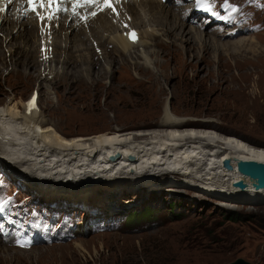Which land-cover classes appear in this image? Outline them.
I'll list each match as a JSON object with an SVG mask.
<instances>
[{
  "label": "rangeland",
  "instance_id": "374dc122",
  "mask_svg": "<svg viewBox=\"0 0 264 264\" xmlns=\"http://www.w3.org/2000/svg\"><path fill=\"white\" fill-rule=\"evenodd\" d=\"M216 1L219 6L222 0ZM229 1L236 6L239 14L237 17H241L240 23L235 25V28H242V30L234 32L232 36L220 37L219 35L222 33L220 32L215 36L208 37L207 33H213L212 29L216 30L217 26H211L212 24L206 26L202 20L194 23L183 16L184 27L182 29L184 33L188 32L190 27L198 28L203 32L201 42L193 34L186 33L185 37H191L188 43L176 40L174 45H168L169 39L172 40L173 37L163 38L161 35H156L152 37L151 41L147 40V44L140 46L144 45L145 48L142 47L139 50L134 48V50H138L136 51L138 54L148 57L149 66H152L150 71H153L152 76H154H151L152 81L155 82L158 93L154 95L148 90L142 91L135 98L138 101V106L130 109L123 105V98H119L123 97L120 95L123 92L118 85L132 82L134 80L132 76H141L140 78L148 81L146 69L141 66L144 59L137 57L141 60L136 58V67L133 66L134 63L131 64L135 59L129 61L131 64L130 75L132 76H128L124 71L125 68L117 70L118 64L111 62L116 57L115 54L108 52V57H105L100 47L91 48L92 46L95 48L97 38L94 37L96 38L94 40L89 35V40H86L84 42L86 44L83 46L89 48L91 53L96 55V59L88 60L89 68L86 70L90 69L94 73L100 71V85L108 86L112 83L113 89L111 86H102L101 89L83 92L79 95L83 100L81 104L72 106L63 104V107L69 110L68 114H64L60 119L54 116L51 118L52 121L58 122L60 130L67 132L70 137L77 135L91 137L97 133H112L118 129L120 131L117 132H122L120 137L122 141L130 142L137 139L136 141L141 142L147 138L156 140L157 135H163L165 129L156 128L155 122L163 118L174 119L177 115H174V112L181 116L184 115L186 120L188 118L213 120L220 117L218 122L223 127L236 131L235 133L233 131V135L246 138L253 146H264V0ZM162 3H165V9L175 3V10L181 4L192 5L190 0L183 2L166 0ZM124 13L128 15V11ZM243 14L244 16H241ZM114 21L115 23H110V26L116 25L120 31V24L116 20ZM86 24L84 23L85 26ZM198 25H202L201 28ZM99 26L98 24L100 30ZM230 27L229 25L224 29L227 31ZM55 28L57 29V26ZM146 28L151 29L149 26ZM82 29H87V27L81 26ZM53 31L52 29L46 30L43 35L41 34L42 36L38 32V35L36 34L38 40L34 36H30L27 43H22L24 46L27 44L26 50L22 52L23 55L16 63L11 57L8 42L11 40L17 57V51L20 48L18 43H21L25 37L18 38L13 32L8 36V41H4L5 31L0 32V104L8 101L13 95L17 99L27 100L29 94L31 95V92L36 90L33 85L34 76L44 67L43 73L48 71V62L45 66L42 61L40 66L37 61L34 62L35 56L39 54L37 46L40 41L44 43L47 41L51 44L49 48L53 47L54 49L56 33H52ZM69 34H71L69 35L71 44L68 43L66 58L62 60L60 53L55 54V51L51 53L54 55V60L50 65L52 71L58 69L60 71L62 66L73 69L79 68L81 65L78 55L80 50L78 51L74 47L78 43V39L81 38L80 31L72 30ZM15 36L16 39L13 38ZM107 36L109 37V33L103 32L102 37L108 38ZM192 38L196 39L193 41ZM57 41L64 47L63 38L58 37ZM162 41H164L163 45H161ZM164 45L167 46V51L175 47L180 50V47L184 46L188 52L180 50L181 54L175 57L163 55ZM111 48H113V44H109L107 50L111 51ZM79 49L83 48L80 46ZM197 52L199 53L197 54ZM201 56L205 59L201 60ZM185 61L193 66H185ZM109 65L116 68L114 73L111 72L110 78L107 73ZM13 67L20 68V70L27 68V71L32 73V78L26 80L25 77L18 76ZM90 74L91 76L88 78L94 77L92 73ZM91 80L86 79L85 81L93 84V80ZM51 81L54 84H51ZM61 81L65 85L71 79L56 77L45 80L44 87L37 91L39 96L37 104L50 109L56 108L55 92L61 91L62 87L57 88L55 82L61 83ZM197 83H201L203 87L198 89ZM47 89H49L48 92ZM86 95L88 96L86 97ZM45 114L48 117L46 111ZM13 121L7 117L0 118L1 129L3 130L1 125L9 124L10 127H15L13 128L14 133H17L16 129L23 130L16 121ZM138 124L141 125L137 126ZM193 131L197 132L196 129ZM16 135V137L12 136L15 145H19L22 150L30 154L35 145L34 141L32 143L33 139L28 135L27 141H23L17 139L18 133ZM136 144L134 143V145ZM76 151V153L72 152L73 155L78 153L76 156H81L80 152ZM133 155L135 156V154ZM53 156L49 155L45 160L42 156L38 157L39 160H42L41 162H45L44 165L52 168L54 173H59L61 178L67 176L69 170L75 169L73 162L76 160L71 162L66 156L65 158L58 155ZM93 157H97V155ZM118 158L119 156L112 162H118ZM64 160L68 166L64 164ZM97 162L100 161L92 160L94 169L97 168ZM107 162L101 161L100 164L103 163V165H100L99 168L104 166V168L111 169V165H108ZM135 163L132 160L130 163L126 162L129 164L128 169L132 177L136 174L132 169L140 170L141 168L138 162L140 167L135 168ZM122 164L127 166L125 163ZM154 166L156 167V165ZM56 167L58 171H56ZM71 167L73 169H70ZM156 168L159 170V166ZM156 168L147 171L151 175L157 171ZM119 169L121 168H117V170ZM65 171V174L62 173ZM111 172L107 169L106 171H91L87 173L89 176L82 173V176L81 174L79 176H81L80 180L83 184L97 182L96 184L102 186V182L99 183L102 177L97 179V173L98 176H104V173ZM171 176V179L162 180L158 187L140 191H132L133 188H131V191L126 192L118 202L120 207L125 206L123 209H116L112 212L113 215L100 216L94 208L87 210L80 203L72 204L66 198L56 201L39 198L28 187L27 183H30L28 180L23 182L15 177L14 171L0 167L2 200H11L15 208L27 213V219H33L39 225H37L38 230H42L40 234L43 235L39 237L40 235L37 233L35 239L38 241L31 245L14 242L13 238H0V264H155L162 261L157 259L161 258L162 249L169 252L167 264H225L238 257H242L251 264H264V200H254L253 202V200L248 201L245 198L230 199L207 195L185 186L180 175ZM48 178L51 182L58 179L51 176ZM143 179H151V177L147 176ZM66 180L74 181L70 177ZM136 196L138 197L136 198ZM4 243L6 244L4 245ZM18 248L24 251H18Z\"/></svg>",
  "mask_w": 264,
  "mask_h": 264
},
{
  "label": "bare ground",
  "instance_id": "6f19581e",
  "mask_svg": "<svg viewBox=\"0 0 264 264\" xmlns=\"http://www.w3.org/2000/svg\"><path fill=\"white\" fill-rule=\"evenodd\" d=\"M180 1L183 2L186 0ZM211 3L213 5V18L209 19L207 23H209V21H213L217 23L216 26L218 28L216 30L212 29L213 33H207L208 37H212V35L215 36L220 32H222L219 35L220 37L232 36L234 35V32L242 30V28H235V25H238L240 23L241 17H237L239 15L238 11H231L232 7L236 8V6L232 2H230L229 0H222L219 6L216 0H211ZM174 4L175 3H173L172 6L168 9H165V3H162L161 0H119V3H117L118 16L106 9L102 12H98L95 18L91 17L87 19L84 22L87 23L86 26L79 19V17H73L70 15V13L66 12L58 13L56 17L50 21L49 25L45 29V31L50 29H52L53 31L54 29L52 33H56V35L54 36V49L53 47L49 48V45L51 44L47 41H45V43L43 42V46L46 48L44 49V51L46 50V53L50 52V57L47 61L48 71L46 73H43L45 67L43 68V70H39L38 73H36V75L34 76L33 85L34 89H36L35 91L37 92L40 88L44 87L45 80H47L48 78H69L71 79V81L67 84L64 83L65 85L62 84V81L61 83L55 82V86L57 88L62 87L61 91L57 90L55 92L57 103L56 108L50 109L46 106L41 107L37 104V107L29 109L25 99H17L14 95L11 96L5 103L0 104V118H11L16 121L23 129H16L18 133L17 139L27 141V136L29 135L28 137H31L33 139L32 143L33 141L35 142V145L33 146V148L31 147L32 150L29 154V152H25V150H22L19 145L16 146L13 142L12 136H17V133H14L15 130H13V128L15 127H10L9 124L1 125L3 130L0 127V132L4 133L5 135H2V139L0 141V167L14 171L15 177L22 180L23 182L25 180H28L30 182L27 183L29 184L28 187L36 195H38L39 198L43 197V199H46L47 201H56L66 198V200L68 199L72 204L80 203L87 210L94 208L97 212H99L100 216L113 215L112 212L116 209H123L125 206L120 207V204L118 202L120 201L122 196L126 194V192L128 193V191H131V188H133L132 191H140L142 189L148 190L149 188L158 187L159 183H161L162 180H168L170 177H172L171 175L175 174L180 175L181 181L184 182L185 186L192 187L193 189H196L197 191L199 190L207 195L209 194L213 196H221L223 198L230 199L245 198L248 201L253 200V202L254 200H264V189H254L248 177L240 174L236 169L237 159H254L257 161H264V146H253V144L247 141L246 138L240 137L238 135H233V131L234 133L236 131L227 127H223L221 123L218 122V119L220 117H216V119L213 120L189 118L186 120L184 118V115L181 116V114L174 112V115L177 114L174 119L163 118L155 122L156 128L159 127L165 129L163 135H157L156 137L154 136L156 140H153V138H147V140L145 139L141 142L136 141L137 139L130 142L122 141V138H120L122 136V132H117L120 131L118 129L112 133L102 132L94 134L91 137L80 135L70 137L67 132L60 130V124L58 122H54L51 119L54 116L60 119L63 118L64 114H68L69 110H66L63 107V104L66 106L81 104L83 100L79 95L83 92H87L88 90H97L98 88L101 89L102 86H111V89H113V84H110V82V85L108 86L100 85V71L94 73L91 72L90 69L86 70L87 68H89L88 60L96 59V55H94V53H91L89 48L83 46L84 44H86L84 42L86 40H89V35H91L93 38H97H94V40H97L95 48L94 46H92L91 48L96 49L97 47H100L102 54L105 57H108V52H112L113 54H115L116 57L113 58L111 62L118 64L117 70L125 68L124 71L128 76H132L130 75V67L133 63V66L136 67V58L141 57L144 59V61L141 63V66L143 69H146V74H148V81L140 78L141 76H132V79H134L132 82L118 85L119 88L122 89L121 92L124 93H121L120 95H122L123 97L119 98H123L122 103L125 107H128L130 109L131 107L138 106V101L135 98L138 97L144 90H148L154 95L157 94L158 89L155 87V82L152 81V77L154 76H152L153 71H150V67L152 66H149L150 62L148 61V57L136 52L139 50V48H145L144 45L142 47L140 46L142 44H147V40L151 41L152 37L156 35H161L163 38H166L168 36L173 37L172 40L169 39L168 45H174L176 40H180L181 43H188L191 37H185L186 33H191L196 36L199 42H201V38H203V32H201V30H199L198 28L190 27L188 29V32L186 33H184L182 29L184 27V22L182 20L183 16L187 18H193L195 15L193 4L191 6H189L188 3L181 4V6L177 8V10H175ZM20 7L21 4L14 0L12 4L8 5L5 8L4 12L0 13V32L5 31L4 41H8V36L12 35L13 32L18 38L25 37V39L21 43H18L20 48L17 51V57L15 56L16 49H14L11 45V40L8 42V45L10 47L9 51L11 57L14 59V63L20 60V56L23 55L22 52L26 50L25 47L27 46V44L26 46H24L22 43H27V40L28 38H30V36H34V38L38 40L37 35L39 28L37 20L33 18V16L29 13L25 16L22 12L17 11V9ZM80 11L81 14H86L87 11L91 10L89 9ZM126 11H128V15H126L127 13H124ZM104 15H106L107 17H105ZM241 16H244V14ZM114 20H116L120 24V31L116 25L110 26L112 22L115 23ZM199 20H202L203 22L206 21L205 18H202L195 19V22H198ZM124 22L128 23L132 28L136 27L135 29L137 31L139 30L138 39L135 42H130L126 38V35H123L121 26ZM227 23H229L231 27L226 31L224 27L229 26L227 25ZM98 24L100 25V30L98 29ZM56 26L57 29L55 28ZM81 26L85 28L87 27V29L81 30ZM147 26H149L151 29L146 28ZM198 26H200L201 28L202 25ZM206 26H209V24H206ZM34 27L35 29H33ZM76 27L78 28L76 29ZM111 27L113 28L111 29ZM72 30H79L81 34V38L78 39V43H76L74 46L78 51L80 50V54L78 55L80 56L79 61H81V65L79 66V68L73 69L62 66L60 68V71L59 69L54 71L50 70V65L52 64L51 61L54 60V55L51 54L53 53V51H55V54L60 53L62 60L66 58V50L67 47H69L68 43L71 44V39L69 37V35L71 34H69V32H71ZM87 32H89V34H87ZM103 32H108L109 37L107 36L108 38H103ZM40 34H43V32ZM16 36L13 38L16 39ZM58 37L64 39V47H62L61 44H58ZM193 39L196 38H192V40ZM163 42L164 41H162L161 45H163ZM109 44H113V48H111V51H109L110 49L107 50ZM80 46L83 49H79ZM40 47L41 43H38L37 51L39 52V54L35 56V61L32 59L35 63L37 61V64L39 66L43 63L39 61L40 51H43L40 50ZM134 48H138V50H134ZM166 49L167 46L164 47L165 51L162 50L164 52L162 54H167L171 57L179 56L181 54L180 50L184 51L185 53L188 52V49H186V47L184 48V46L180 47V50L176 47L174 49L168 48V51ZM198 53L199 52H197V54ZM200 58L201 60L205 59L203 58V56H201ZM132 59L135 60L130 64L129 61H132ZM43 65L45 66L46 63H44ZM188 65H190V67L193 66V64L185 61V66ZM108 69L109 70L107 73L109 74L110 78V74L114 73L116 71V68L109 65ZM27 70V68H24V70H20V68H14L15 74L21 77H25L26 80L32 78V73L28 72ZM86 71L88 72L86 73ZM90 73H92L94 77L88 78V76H91ZM96 78H98L97 82H95ZM86 79H92L93 84L85 81ZM50 83L54 84L52 81ZM197 87L198 89H201L203 85L201 83H197ZM116 88L118 87L116 86ZM48 90L49 89H47V92ZM87 96L88 95H86V97ZM47 101L49 102V100ZM45 111L47 112L48 117H46ZM140 125L141 124H138L137 126ZM195 129L197 130V132L193 131ZM216 142L219 143L216 144ZM29 143L26 144V149ZM134 143L137 144L134 145ZM76 150L80 152L81 156H76L78 153L76 155H73L72 152H75ZM115 151L117 152L115 153ZM114 153L117 154V157L119 156V160L116 163L112 162L114 159L109 160L110 155H114ZM129 154H135V156L133 155L132 159V161L136 162L135 168L141 166L140 170L131 168L132 171L136 173L133 177L129 173V164H126V162L130 163V159H128L127 161V157H125V155ZM49 155H58L64 158L66 156L67 159H70L71 162H73L72 160H76L78 162H73L75 163H72L75 169L71 167L70 169L73 170H69V172H67V176L64 175L65 177L61 178L58 175L59 173H54L52 168L47 167L46 165H44L45 162L43 163L41 162L42 160H39L38 156H42L45 160ZM95 155H97V157H93ZM42 157L41 159H43ZM92 157L94 160L98 159L100 161L97 162V168L95 167V169L93 168L94 165H92ZM224 159L230 160L232 165L231 169H226L223 166ZM60 160L62 159L60 158ZM103 160H105V162L108 161L107 163L108 165H111V169L104 168V166L102 168H99L100 165H103V163L100 164ZM121 160L122 163H125L127 165L126 167L122 163H120ZM66 162L68 163V161ZM137 162L140 164V166L139 164H137ZM84 165H87V167H84ZM154 165H156V167L159 166V170ZM117 168L121 169L117 170ZM153 168H156L157 171L151 173L150 175L147 170ZM107 169L111 170L112 172H114L115 170L117 171H115L114 173L111 172L112 175L111 173H104V176H98L97 173V179H100V177H102V179H100L99 181V183L102 182V186L96 184L97 182L83 184L81 182L82 180H80L82 174H87L91 171H106ZM56 171H58V168ZM62 173L65 174L66 171ZM80 174L81 176H79ZM49 176L57 177L58 179L55 182H51L48 178ZM87 176L89 175L87 174ZM147 176L151 177V179H143V177ZM69 177L71 179H74V181L71 180L69 182L68 180H66L69 179ZM159 177L160 180L158 181ZM77 180L79 183L76 182ZM238 180H243L246 183V187L244 190H241L233 185V183ZM77 184L79 185L77 186ZM137 197L138 196H136V198ZM5 244L6 243H4V245ZM17 250L21 252L24 251L20 250V248H18Z\"/></svg>",
  "mask_w": 264,
  "mask_h": 264
},
{
  "label": "snow or ice",
  "instance_id": "6c2138e0",
  "mask_svg": "<svg viewBox=\"0 0 264 264\" xmlns=\"http://www.w3.org/2000/svg\"><path fill=\"white\" fill-rule=\"evenodd\" d=\"M14 0H0V13L5 11V8L12 4ZM21 4V7L17 11L22 12L25 16L32 12L40 20H51L56 17L58 13L66 12L70 13L73 17H79L81 21H86L91 17H95L98 12H102L106 9H111L113 13H116L115 4L119 3V0H16ZM66 3L71 4V8L65 7ZM197 5L204 11H210L212 5L207 0H196ZM27 4V8L23 5ZM87 11L86 14H81L80 10ZM39 10V11H38ZM232 12L237 11L235 7L231 8ZM129 39L135 42L136 34L134 32L128 34ZM35 106V96L28 102L29 109Z\"/></svg>",
  "mask_w": 264,
  "mask_h": 264
},
{
  "label": "water",
  "instance_id": "95a60500",
  "mask_svg": "<svg viewBox=\"0 0 264 264\" xmlns=\"http://www.w3.org/2000/svg\"><path fill=\"white\" fill-rule=\"evenodd\" d=\"M111 159L117 158V155H112ZM128 158L133 159V155L129 154ZM223 166L226 169H231L232 165L229 159H224ZM237 171L248 177L252 187L256 190L264 189V161H257L254 159H237L236 161ZM233 185L241 190H244L246 183L243 180H238L233 183ZM225 264H251L242 257H238L235 260L225 263Z\"/></svg>",
  "mask_w": 264,
  "mask_h": 264
},
{
  "label": "trees",
  "instance_id": "16d2710c",
  "mask_svg": "<svg viewBox=\"0 0 264 264\" xmlns=\"http://www.w3.org/2000/svg\"><path fill=\"white\" fill-rule=\"evenodd\" d=\"M203 230V229H202ZM162 253V255H160L161 256V258H157V259H161L162 261L160 262V261H158V263H155V264H167L166 262H168L167 260H168V256H169V252H168V250L166 251V250H163L162 249V251H161ZM165 252V253H164Z\"/></svg>",
  "mask_w": 264,
  "mask_h": 264
}]
</instances>
